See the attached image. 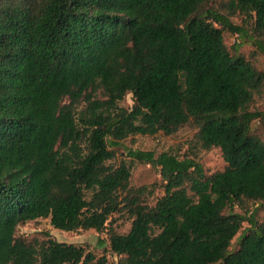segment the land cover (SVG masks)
<instances>
[{
    "label": "trees",
    "instance_id": "obj_1",
    "mask_svg": "<svg viewBox=\"0 0 264 264\" xmlns=\"http://www.w3.org/2000/svg\"><path fill=\"white\" fill-rule=\"evenodd\" d=\"M224 32L264 56V0H0V264H107L48 233L16 236L38 219L106 232L122 264H264V220L249 210H264V140L251 132L264 70L240 43L231 54ZM187 125L226 167L129 150L159 169L163 195L149 204L155 190L131 186L112 148Z\"/></svg>",
    "mask_w": 264,
    "mask_h": 264
},
{
    "label": "rangeland",
    "instance_id": "obj_2",
    "mask_svg": "<svg viewBox=\"0 0 264 264\" xmlns=\"http://www.w3.org/2000/svg\"><path fill=\"white\" fill-rule=\"evenodd\" d=\"M227 0H215V5ZM230 21L243 28L245 31H250L253 20L237 15L230 19ZM240 43V47L237 53L249 58L251 55H255V62L259 69L264 70V56L255 53L254 48L250 43L240 39L236 34L224 32V44L231 54L236 53L235 49ZM96 97L102 98L103 93L98 90ZM121 105L125 108H131L133 105V98L131 94H127ZM82 106V104H80ZM252 109L264 114V88L262 93L255 97L252 103ZM197 130L192 125H187L179 129L174 135L165 136L158 133L154 136H140L135 135L128 137L120 143L119 146L112 148L115 152L114 163L120 161L125 162L130 167L131 177L130 185L133 187L150 186L155 192L149 199V204H153L154 201L163 195L161 188V177L159 169L149 164L140 163L131 159L127 152L131 151H151L153 153H169L182 158L184 156L191 157L198 161L204 168L206 174H212L217 171H222L226 164L223 161L219 149H212L204 152L200 149L198 141L196 139ZM252 134L258 136L264 140V118L262 120H255L251 123ZM249 210L255 211V219L258 222L264 220V210L258 207L257 204H250ZM233 211L240 212L237 207L233 208ZM111 221L116 231L119 233H125L130 227V219L125 213L115 214L111 217ZM249 225L247 222L242 224V227L238 234L231 242L230 251H234L238 248V242L241 236L246 232ZM45 233H48L52 238L58 242L70 243L78 246H82L87 251L92 252L96 256H105L107 264H122L121 259L113 254L108 245L106 232L97 233L94 230L77 231V232H64L58 229H54L49 219H38L20 225L17 228L16 236L30 240L32 238H42Z\"/></svg>",
    "mask_w": 264,
    "mask_h": 264
}]
</instances>
